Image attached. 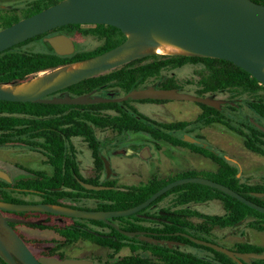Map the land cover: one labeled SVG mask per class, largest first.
Here are the masks:
<instances>
[{"label": "trees", "instance_id": "trees-1", "mask_svg": "<svg viewBox=\"0 0 264 264\" xmlns=\"http://www.w3.org/2000/svg\"><path fill=\"white\" fill-rule=\"evenodd\" d=\"M60 0H35L28 4L24 17L52 5ZM264 5V0H253ZM17 21L10 17H0V29ZM92 25L87 32L101 38V43L93 49L76 51L69 54H58L48 45L47 51H31L24 48L29 43L41 40L61 30L70 33L74 27ZM125 40V35L118 29L104 24H67L37 36L17 43L0 52V84H19L36 77L38 74L50 71L60 66L88 59L107 51ZM191 64L201 66V71H195L197 76L196 95L202 96L209 92L229 91L233 95L248 94L251 98L247 104L253 113L264 120V84L232 62L219 58L203 57L190 54H152L139 56L110 69L102 74L81 80L54 94L74 97L117 87L123 94L144 85L151 78L160 76L164 69H172ZM152 86V85H151ZM145 87V85L143 86ZM154 88L180 90L173 76L159 78ZM52 94V95H54ZM50 95V96H52ZM99 97V96H97ZM102 97L114 98L106 91ZM130 101L163 102L169 100L130 98L120 102H98L87 104H53L40 102H19L0 100V146L20 144L39 151L46 156V163L52 167L48 175L41 171L33 172V178H18L12 183H0V200L22 203L16 195L34 194L38 201L78 207L81 200L94 201L92 209L122 210L135 206L153 192L177 178L200 175L196 171L186 170L173 176L160 178L152 175L147 182L125 189L119 188L115 179L99 178L105 170L101 142L95 136L92 126L109 127L117 133L143 132L155 139L168 138L174 145L188 147L208 157L217 164L214 172L209 173L212 180L220 182L244 195L253 202L264 206V196H255L252 192H264V177L260 183L251 185L242 182L237 176L238 170L227 158L212 149L183 140L181 137L169 138L160 130L187 132L189 121H176L161 124L138 112L129 105ZM202 111L195 121L205 125L219 123L237 132L243 137L244 146L255 153L264 155V131L253 124L235 126L215 106L197 103ZM112 110L113 113L108 112ZM245 130H244V129ZM183 135V136H182ZM72 137L82 138L91 153L95 176L83 178L79 174ZM80 180L96 185H106L110 188L87 189ZM16 189L19 191H15ZM219 200L224 212L222 214H202L187 207L190 203H202ZM162 204V202H164ZM69 218L73 222L55 230L61 235L54 248L40 255L64 258L61 249L76 241L91 240L109 252L105 259L97 258L94 264H238L226 254L210 247L196 244L177 232H185L197 238L211 236L214 227H233L245 223L247 227L264 231V213H261L240 202L218 189L210 186L188 182L177 185L141 209L127 216L110 218L118 227L128 231H143L146 235L156 238L158 242L140 239L137 235L126 236L118 232L103 220L85 219L48 212H35ZM140 214V215H139ZM142 215L154 216L146 218ZM192 217L201 220L194 222ZM41 227L42 224H33ZM100 234H95L92 231ZM168 240L180 241L181 244H168ZM208 240V239H206ZM213 241V240H212ZM123 248L130 250L129 254L119 256ZM186 248V249H185ZM190 248V249H189ZM241 252L264 253V246L248 242H238L231 247ZM245 264H264V259H250Z\"/></svg>", "mask_w": 264, "mask_h": 264}, {"label": "water", "instance_id": "water-1", "mask_svg": "<svg viewBox=\"0 0 264 264\" xmlns=\"http://www.w3.org/2000/svg\"><path fill=\"white\" fill-rule=\"evenodd\" d=\"M67 24L110 25L118 28L125 35V40L107 51L81 60L96 59L88 67L69 73L59 83L45 88L35 95H17L0 89V100L87 104L107 101L120 102L128 98L132 100L166 99L187 100L214 106L203 96L152 86L136 88L114 98L91 96V94L74 97L52 95L76 82L99 75L141 56L143 52L126 59L108 62V59L124 49L143 44L138 38H144L150 34L186 51L185 54L228 60L251 74L258 82L264 84V5L253 0H60L1 28L0 52L17 43ZM127 33L135 41L129 43ZM45 41L58 54H69L74 50L73 42L65 34L46 37ZM260 128L264 131V128ZM104 163L109 173L105 160ZM80 182L87 189L110 188V186L91 184L82 180ZM188 182L204 184L218 189L247 206L264 213L263 205L253 202L220 182L203 176H186L172 180L153 192L141 203L122 210L83 209L44 202L16 203L1 200L0 210L38 211L103 220L123 235H137L142 240L158 242L156 238L146 235L143 231L124 230L113 223L110 218L137 213L169 189ZM252 194L259 197L264 196V192H252ZM142 216L151 217L148 215ZM9 220L25 224L39 223L23 219ZM6 228L10 233V247L22 264H94L91 260L81 258L36 257L10 225L6 224ZM94 233L100 234L98 232ZM177 233L196 244L226 254L238 264H245L252 258L264 259V253L241 252L197 238L185 232ZM167 242L169 245L181 244L180 241L174 240H168ZM0 255L8 264H15L12 254L1 241Z\"/></svg>", "mask_w": 264, "mask_h": 264}, {"label": "rangeland", "instance_id": "rangeland-1", "mask_svg": "<svg viewBox=\"0 0 264 264\" xmlns=\"http://www.w3.org/2000/svg\"><path fill=\"white\" fill-rule=\"evenodd\" d=\"M33 1L35 0H0V17H10L19 20L24 17L28 4ZM93 27L92 25H81L71 30L69 35L73 40L74 50H90L101 43V38L87 32L88 28ZM48 45L49 43H46L44 40H36L24 48L31 51H47L49 50ZM152 54L157 53L152 49H148L141 56ZM201 70V66L191 64L164 69L161 71L160 76L149 79L144 85L145 87L153 86L158 83L159 78L173 76L176 83L180 86L179 91L196 94L198 87L196 85L197 76L195 71ZM144 85H140L138 88H143ZM106 91L111 92L116 97L124 95L117 87L97 91L92 95L102 97ZM260 93L264 94V91ZM58 95L60 94H54L53 96ZM202 96L207 98L212 105L219 108L233 125L241 127L242 124L250 123L264 128V120L257 117L247 104L253 98L251 95H233L229 91H218L205 93ZM129 105L161 124L189 121L190 125L186 133L164 129L160 131L173 139H176L178 136L181 137L180 135L183 134L182 138L184 141L195 144L200 143L203 147L224 155L230 164L237 168V176L242 182L254 185L260 183L264 177V155L248 150L243 144V137L222 124L212 123L205 125L200 122L197 123L195 118L202 111L197 102L187 100H169L163 102L130 101ZM108 112L113 113L112 110H108ZM92 127L95 136L101 142L102 155L109 169L108 173L105 167L106 171L102 170L99 178L115 179L117 186L122 189L144 184L152 175L165 178L181 171L193 170L200 174L198 176L209 177V173L214 172L217 168V164L208 157L194 152L188 147L174 145L166 137L155 139L143 132L130 131L117 133L109 127ZM71 143L82 173L88 177L95 176L96 172L93 160L86 142L80 137H72ZM44 162H46L44 154L32 150L27 146L20 144L0 146V166H6V173H10L13 179L28 175L21 168L22 165L34 170L39 169L51 173L52 168L44 164ZM16 196L31 202L38 201L39 199L34 194ZM164 203L165 201L162 202V204ZM76 205L78 207L89 206L88 203H77ZM187 207L202 214H222L224 212L219 200L190 203ZM146 218L154 219V216ZM191 220L198 222L201 219L192 217ZM210 235L211 237L205 238L230 249L231 245L239 241L264 246V232L248 228L245 223L233 227H214ZM50 246L51 243H49L48 247L50 248ZM42 248L46 250L47 247ZM107 252L106 249L91 246L86 242H78L64 249L66 255L74 258L88 256L93 259L97 257L105 259ZM129 253L130 250L124 248L120 252V255Z\"/></svg>", "mask_w": 264, "mask_h": 264}, {"label": "bare ground", "instance_id": "bare-ground-1", "mask_svg": "<svg viewBox=\"0 0 264 264\" xmlns=\"http://www.w3.org/2000/svg\"><path fill=\"white\" fill-rule=\"evenodd\" d=\"M129 43L135 41L128 33L126 34ZM143 44L138 46H131L124 49L119 54L108 59V62H115L126 59L132 55L140 54L148 49H152L157 54H185L186 51L164 41L154 35L138 38ZM96 59H89L86 61L76 62L69 65L57 67L53 70L42 72L36 77L19 84H0V89L17 95H35L38 92L48 88L54 84L62 81L69 73L88 67Z\"/></svg>", "mask_w": 264, "mask_h": 264}, {"label": "flooded vegetation", "instance_id": "flooded-vegetation-1", "mask_svg": "<svg viewBox=\"0 0 264 264\" xmlns=\"http://www.w3.org/2000/svg\"><path fill=\"white\" fill-rule=\"evenodd\" d=\"M58 34H65L67 35L71 41L73 42L72 38L70 37L69 33H65L61 30H58L56 33H53L49 36H45L44 38H42L41 40L45 41V38L46 37H50V36H54V35H58ZM47 43V42H46ZM111 93V92H110ZM44 164L48 165L49 167H51L50 164L44 162ZM18 166V165H17ZM24 172H26L28 175L27 176H24V177H20V178H33L34 177V173L33 172H37V171H41L43 172L44 174L48 175L49 173L46 172V171H43V170H39V169H32L28 166H24L22 165L21 167ZM52 168V167H51ZM78 168H79V174L81 177L83 178H89L88 176H85L83 173H82V170L81 168L79 167L78 165ZM6 166H0V183L2 182H6V183H12L15 179H13V177L11 176V174L9 173H6ZM18 179V178H16ZM12 190H15V191H19V190H16V189H12ZM19 199H22L20 197H18ZM24 202L22 203H37V202H41V201H35V202H31V201H28V200H25L23 199ZM35 212H38V211H4V210H0V241L7 247V249L9 250V252L12 254L14 260H15V264H22L18 259L17 257L14 255L11 247H10V243H11V239H10V233L9 231L7 230L6 228V224L10 225L11 228L16 232V234L27 244V246L29 247V249L31 250V252L36 256V257H39V255H37L34 250L31 248V246L29 245L28 243V240L27 238L24 236V232H23V229L26 228L28 230H35L34 229V225L33 224H25V223H18V222H12L10 221L9 219H23V220H29V221H34V222H39V220L36 218L37 215ZM149 216V215H148ZM153 217V216H152ZM155 218V217H154ZM208 237H211V236H208ZM203 239V238H202ZM206 240V239H205ZM208 241H211V242H214L216 243L215 241H212V240H208ZM0 264H8L5 259H3V257L0 255Z\"/></svg>", "mask_w": 264, "mask_h": 264}, {"label": "crops", "instance_id": "crops-1", "mask_svg": "<svg viewBox=\"0 0 264 264\" xmlns=\"http://www.w3.org/2000/svg\"><path fill=\"white\" fill-rule=\"evenodd\" d=\"M80 203H88L89 206H83V207H87L89 209H92V207L94 206V201L91 199L81 200L79 202V204ZM36 215H37L36 218L39 220V222L42 224V226L41 227H34L35 230H33V231L24 228L23 232H24V236L27 238L28 243L31 246V248L34 250V252L36 254L40 255L43 252L47 251L48 249L54 248L56 246V244L62 240L61 235H59V233L55 230V228L67 226V225L71 224L73 221L69 218H60V217H57L54 215H47V214H41V213H36ZM248 228H250V227H248ZM251 229H253V228H251ZM254 230H256V229H254ZM92 232H97V231L93 230ZM259 232H264V231H259ZM78 242H86V243H89L91 246L106 249L109 252V250L107 248L101 247L100 245L95 244L91 240L80 239L71 245L77 244ZM239 242H246V241H239ZM49 243H51L50 248L48 247ZM235 243H238V242H235ZM71 245H69V246H71ZM233 245H231V247H233ZM42 247H47V248H46V250H44V248H42ZM65 248L60 250L65 255L64 258H74V257H69L68 255H66L64 253ZM37 252H39V253H37ZM119 255H120V253H119ZM40 256H43V255H40ZM120 256H122V255H120ZM78 258L88 259V260L93 261L94 263L96 262L95 259L90 258L88 256L87 257L83 256V257H78ZM97 258H99V257H97Z\"/></svg>", "mask_w": 264, "mask_h": 264}]
</instances>
